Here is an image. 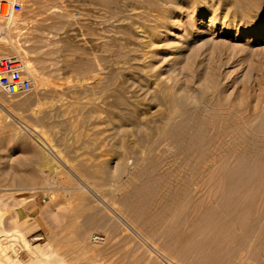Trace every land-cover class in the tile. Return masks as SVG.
<instances>
[{"label": "rangeland", "instance_id": "rangeland-1", "mask_svg": "<svg viewBox=\"0 0 264 264\" xmlns=\"http://www.w3.org/2000/svg\"><path fill=\"white\" fill-rule=\"evenodd\" d=\"M127 1L27 0L10 27L18 53L0 42V56L29 61L44 82L35 86L33 77L34 90L13 98L0 91V195L7 210L0 245L18 264H264V221L259 229L254 216L239 220L216 186L187 187L172 150L143 148L115 101L122 96L140 122L158 125L171 108L166 98L202 90L213 104L262 112L264 33L247 32L246 20L222 18L234 10L216 0L215 11L202 13L185 1L161 8ZM18 120L43 130L60 157L57 169L44 165ZM120 120L127 135L113 130ZM85 183L98 199L79 189ZM254 194L262 206L264 186ZM22 198L25 206L16 207ZM16 212L27 244L10 239ZM93 234L105 242L92 243Z\"/></svg>", "mask_w": 264, "mask_h": 264}, {"label": "bare ground", "instance_id": "bare-ground-1", "mask_svg": "<svg viewBox=\"0 0 264 264\" xmlns=\"http://www.w3.org/2000/svg\"><path fill=\"white\" fill-rule=\"evenodd\" d=\"M151 1L160 5V8L163 4L166 6L170 4L169 0ZM173 1L175 2V5L180 1L190 2L196 5L197 9L201 13L210 8L215 11L214 5L218 3V5H223L227 11L230 9L234 10L231 15L228 16L226 14L222 18H228L227 20H230V18L231 20H246L247 22H250L248 25L250 31L247 32L255 36H260L264 33V0H216L215 4L212 3L213 0ZM127 3L128 5L133 6L135 2L134 0H128ZM15 20L16 18L10 22V26L5 31V35L0 38V42L4 41V44L11 45L17 54L19 46L13 43V32L10 31V27H12L11 24L15 23ZM16 57H18V59L22 62L26 74L32 78L34 85L37 83L35 86H44L43 79L37 75L33 65H31L29 61H22V58L19 56ZM33 77L36 78L38 82L36 81L35 83V79ZM207 95V92L202 90L190 95L191 97L189 96V98L186 99L175 98L172 96L166 98L165 100L169 103L171 108L168 111L167 116H164L165 118L163 117L165 121L162 125L152 122H140V119L136 116L137 109H135L133 105L131 106L129 104L130 101L127 102L126 99L120 95L116 98V100H114L121 107L119 111V118L121 117V119L127 120V116H129L128 124H131L132 127L135 128L132 130L140 139L141 144L145 146L143 148L147 147L148 150L158 151L160 147L163 148L162 146H164L168 150H172L171 156L173 157V164H171L176 167L177 176L185 181L187 187L191 185H197L203 188L216 186L220 189L219 196L224 199L226 205L229 209H231L230 211L232 214L239 218V220L249 215L254 216L255 222L253 225L258 227L260 226L261 221H264V204L262 206L259 205V207L256 206L257 204H255L254 201V196L256 194L254 193L258 192L264 186V111L261 110L262 112H260L258 108L259 112L257 110L248 112L245 109H239L240 107L237 108L230 105L227 106L224 103L213 104L211 102L212 100L210 101ZM184 114H187V116ZM178 117L180 120H175ZM17 123L20 129L23 130L25 134H28L34 143L37 144V150L42 154L41 157L44 165L57 169L56 162H58L57 160H59L60 157L57 154L58 152L56 153L54 148L46 140L43 130L38 129L36 126L27 125L20 120H18ZM116 123L113 130H116L118 135H127V123L122 122L121 120L117 124ZM18 135L16 136L20 138ZM121 144L119 145L121 146ZM162 150L164 151L165 149ZM33 151H35V149ZM103 171H105L104 179H109L111 173L109 174L106 170ZM112 177L115 176L112 175ZM19 181L21 183L20 179ZM1 189L2 188H0V190ZM79 189H83L82 191L91 193L93 197L98 199L97 194L99 193L96 192L97 194H95V191L93 192L92 188L87 183L83 184L82 188ZM16 190L17 192H29L34 189H31L30 187V189L19 188ZM27 199L28 198H22L20 201L18 200L19 202L16 204V207H24ZM99 199H101V197H99ZM105 208H107V210L111 213L118 214L111 206L105 205ZM6 211L5 199L1 198L0 195V237H4L6 235V230L4 229V217ZM12 221L14 223V230L11 234L8 232L11 237L10 239L12 240L14 237L18 236L19 238L21 237L25 244H27L21 231L23 223L20 222L17 212L14 214ZM258 228L261 229L260 227ZM27 247L26 248L29 249V251L34 249V252L32 253L38 254V252H40L44 255L46 254L43 249L38 246H35L32 249H30L31 246L29 245ZM151 248L153 252L157 253L154 246H151ZM5 253L4 248L0 245V264H5V262L18 264L17 260L11 261L9 259L8 256L11 254L10 252V254L8 253V256ZM45 256L44 258H46ZM38 257L40 258V256ZM41 258L43 259V257ZM167 260L169 259L165 260L166 264L173 263L171 260Z\"/></svg>", "mask_w": 264, "mask_h": 264}, {"label": "built area", "instance_id": "built-area-1", "mask_svg": "<svg viewBox=\"0 0 264 264\" xmlns=\"http://www.w3.org/2000/svg\"><path fill=\"white\" fill-rule=\"evenodd\" d=\"M26 3L27 0H0V38L5 35L10 22L23 13ZM33 90L34 82L26 74L20 59L16 56H0V91L13 98L31 93ZM91 241L94 244H103L105 238L93 234Z\"/></svg>", "mask_w": 264, "mask_h": 264}]
</instances>
